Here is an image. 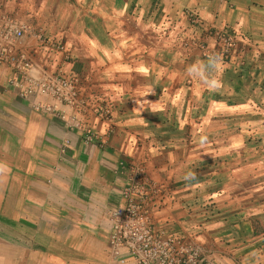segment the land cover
Listing matches in <instances>:
<instances>
[{
  "label": "crops",
  "instance_id": "crops-1",
  "mask_svg": "<svg viewBox=\"0 0 264 264\" xmlns=\"http://www.w3.org/2000/svg\"><path fill=\"white\" fill-rule=\"evenodd\" d=\"M2 13L63 45L25 39L36 62L79 78L86 119L105 137L85 142L35 111L0 64V223L10 226L0 247L11 264H136L126 250L112 258L107 218L132 165L165 188L157 230L200 246L205 264H264V157L248 132L264 129V0H0ZM214 32L232 37L229 52ZM213 53L222 63L207 88L186 69ZM102 103L107 123L95 116Z\"/></svg>",
  "mask_w": 264,
  "mask_h": 264
},
{
  "label": "built area",
  "instance_id": "built-area-1",
  "mask_svg": "<svg viewBox=\"0 0 264 264\" xmlns=\"http://www.w3.org/2000/svg\"><path fill=\"white\" fill-rule=\"evenodd\" d=\"M191 21L201 24L195 14H192ZM213 35L222 50L229 52L234 42L232 37L222 32ZM31 37L41 47L66 51L62 44L55 43L41 30L36 31L11 14H0V64L10 69V84L21 98L30 100L35 111L61 118L85 142L104 144V134L95 130L86 119L91 106L79 90V78L49 70L36 62L33 50L25 42ZM41 97H49L52 102H41ZM62 107L70 111L66 112ZM95 113L106 123L111 118V108L106 103L97 105ZM107 131H113L110 124ZM130 172V178L121 190L122 205L108 212V242L112 258L123 261L121 250H126L136 264H205L200 246L155 228L153 211L165 196V188L150 180L139 165H132Z\"/></svg>",
  "mask_w": 264,
  "mask_h": 264
},
{
  "label": "clouds",
  "instance_id": "clouds-1",
  "mask_svg": "<svg viewBox=\"0 0 264 264\" xmlns=\"http://www.w3.org/2000/svg\"><path fill=\"white\" fill-rule=\"evenodd\" d=\"M222 63V57L217 54L213 53L210 55L206 61L204 62H194L192 65L186 69L187 74L199 80L205 87L207 88H214L215 85L213 83L215 79V74L219 70V67ZM207 141V136H201L200 142L205 143ZM183 179L191 180L195 179V172L188 171L184 174Z\"/></svg>",
  "mask_w": 264,
  "mask_h": 264
},
{
  "label": "rangeland",
  "instance_id": "rangeland-1",
  "mask_svg": "<svg viewBox=\"0 0 264 264\" xmlns=\"http://www.w3.org/2000/svg\"><path fill=\"white\" fill-rule=\"evenodd\" d=\"M46 35L50 38H52L51 34H47ZM249 132V135L253 138V144H252V149L254 150H258L262 153V157H264V129H258V128H251L248 130ZM263 140L261 143H260V140ZM247 147V145H245V148ZM246 151H248V149L246 148ZM53 227V225H51ZM50 226V227H51ZM48 227V226H47ZM48 227V231L49 232V228ZM8 228H10V226H8L7 224H2L0 223V236H4L6 235V232L8 231ZM18 228V227H17ZM15 226H12L11 230H14V232H16L15 230ZM46 232V231H45ZM45 234V233H44ZM48 234V233H47ZM49 238H51V235H49ZM53 238V236H52ZM31 241V239L29 240ZM34 242V241H32ZM3 243V240H0V244ZM4 244V243H3ZM4 247V245H3ZM3 247H0V264H11V258L15 257V256H10L9 255V252L4 250ZM51 251H48V253L50 254ZM11 255H15L14 251H11L10 252ZM30 255V252L28 253V259L31 260V257H34L35 259H39V257H35V256H31ZM46 258V256H45ZM43 258L44 260V264H49L48 261H46V259ZM34 260V259H33ZM10 261V262H9ZM13 264H25L21 261H17Z\"/></svg>",
  "mask_w": 264,
  "mask_h": 264
}]
</instances>
